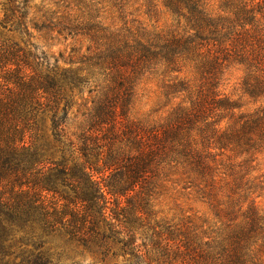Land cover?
<instances>
[{"label": "trees", "instance_id": "obj_1", "mask_svg": "<svg viewBox=\"0 0 264 264\" xmlns=\"http://www.w3.org/2000/svg\"><path fill=\"white\" fill-rule=\"evenodd\" d=\"M162 1L175 21L166 29L111 27L95 0H0V264H80L48 245L56 236L103 263L264 264V214L246 208L264 190V174L254 176L264 106L223 127L233 105L220 90L237 66L245 92L264 99V0H225L219 15L203 0ZM34 32L85 39L87 50L57 56ZM154 74L167 101L182 100L151 123L130 113ZM75 106L83 122L72 133ZM169 183L229 229L158 218Z\"/></svg>", "mask_w": 264, "mask_h": 264}, {"label": "rangeland", "instance_id": "obj_2", "mask_svg": "<svg viewBox=\"0 0 264 264\" xmlns=\"http://www.w3.org/2000/svg\"><path fill=\"white\" fill-rule=\"evenodd\" d=\"M61 0H34L32 5L49 3L47 7H55V2ZM99 2L103 21L111 27H122L128 25H142L150 29H166L175 25L173 16L163 6L162 0H118L119 5L114 6L110 0H95ZM206 9L214 14H224L225 0H203ZM37 9L33 8L31 13ZM33 15V14H31ZM2 14H0V18ZM32 42L36 43L43 51L55 53L63 51L68 57L73 47L86 51L88 41L82 38H68L63 36L55 38L45 33L34 32ZM182 77L196 81V73L190 66L183 68ZM244 71L237 66L232 67L226 73L224 81L220 86L223 96L228 98L233 107L224 110L222 114L221 126L227 127L233 120L242 113L253 112L264 106V99H254L250 97L242 87ZM163 77L160 74L149 75L144 78L138 86L135 100L130 116L148 122H159L164 120L173 110L177 102L182 98L167 101L161 91ZM86 97L89 93L86 92ZM81 98L78 100L81 103ZM83 122L79 106H75L70 114V131L76 132ZM264 174V153L259 154L256 160V171L254 176L259 178ZM259 183L258 180L255 182ZM255 206L264 214V190H258L249 197L248 205ZM154 210L158 218L172 224L184 225L192 220L206 230L224 232L228 227L229 220H220L211 206L200 198L195 192L183 190L180 186L169 183L165 190L156 196L154 200ZM235 216V215H234ZM241 220V219H240ZM239 221V220H238ZM48 245L54 247L56 251L63 254V261L71 263L73 260L80 264H114L115 261L123 262V257L117 259L109 258L103 263L96 255L79 249L77 245L67 242L61 237H51Z\"/></svg>", "mask_w": 264, "mask_h": 264}]
</instances>
